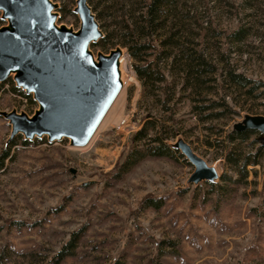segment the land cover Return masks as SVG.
<instances>
[{"label": "rangeland", "instance_id": "obj_1", "mask_svg": "<svg viewBox=\"0 0 264 264\" xmlns=\"http://www.w3.org/2000/svg\"><path fill=\"white\" fill-rule=\"evenodd\" d=\"M76 1L51 0L58 5L53 11L58 25L79 29ZM142 1L87 0L100 29L112 33L105 48L93 43L90 50L97 57L119 46L126 58L124 91L87 145L73 146L66 137L50 142L47 135L26 139L17 134L8 141L12 126L1 112L32 116L39 105L13 76L0 84V153L5 148L10 152L0 168V264L47 262L74 233V247L58 264H146L153 256L161 264H264V207L258 215L264 166H249L259 171L257 177L250 173L249 182H222L225 158L216 143H206L207 131L189 107L181 116L182 127L190 132L168 141L172 152L147 156L123 176L114 174L153 107L136 72L138 60L120 29V15L125 12L132 21ZM178 2L184 14L195 9L201 14L203 44L213 61L257 85L249 94H235L246 95L237 97L245 108H235L237 114L227 122L213 125L223 122L229 132L246 114L264 115V0ZM7 24L0 12V27ZM186 24L197 32L195 21ZM235 31H241V39L232 36ZM180 138L217 169L216 180L188 182L195 167L174 147Z\"/></svg>", "mask_w": 264, "mask_h": 264}, {"label": "trees", "instance_id": "obj_2", "mask_svg": "<svg viewBox=\"0 0 264 264\" xmlns=\"http://www.w3.org/2000/svg\"><path fill=\"white\" fill-rule=\"evenodd\" d=\"M182 5L178 0H143L134 10L132 21L125 12L120 15L125 43L138 60L135 68L144 87V97L151 99L153 107L147 109L141 127L132 137V147L114 174L123 176L147 156L172 152L168 141L181 133L188 134L191 129L182 127L181 110L186 106L196 123L203 124L207 131L206 143L209 146L216 143L225 158L227 169L220 175L221 181L249 182L250 173L257 177L259 172L249 166H264V134L250 128L225 132L223 122L237 114L235 108H245L237 97L246 95L235 94H249L257 85L251 77L231 66L222 69L213 61L203 44L205 28L201 14L198 9L184 14ZM186 20L195 21L197 32L187 28ZM111 34L104 33L95 45L105 48ZM232 36L241 39V31H235ZM228 89L231 91L227 92ZM221 120L224 121L213 125ZM9 156L8 148L1 151L0 168ZM262 187L258 215L264 207V178ZM146 200L152 205L158 201L154 197ZM76 237L74 233L49 261L41 264H58L71 252ZM146 264L161 263L153 256Z\"/></svg>", "mask_w": 264, "mask_h": 264}, {"label": "water", "instance_id": "obj_3", "mask_svg": "<svg viewBox=\"0 0 264 264\" xmlns=\"http://www.w3.org/2000/svg\"><path fill=\"white\" fill-rule=\"evenodd\" d=\"M76 3L78 30L57 24L53 11L58 5L51 0H0L2 19L8 22L0 27V84L13 76L16 86L39 105L32 116L1 112L12 126L8 141L17 134L26 139L47 135L50 142L66 137L73 146H85L123 88L122 49L95 57L90 47L104 33L87 0ZM248 128L264 134V115L246 114L233 125L235 130ZM174 147L195 167L189 183L219 177L184 139Z\"/></svg>", "mask_w": 264, "mask_h": 264}, {"label": "bare ground", "instance_id": "obj_4", "mask_svg": "<svg viewBox=\"0 0 264 264\" xmlns=\"http://www.w3.org/2000/svg\"><path fill=\"white\" fill-rule=\"evenodd\" d=\"M124 66H126V58L125 57H123V54H122V56L120 57V59H119V68H120V70L121 71H123V67ZM125 71V70H124ZM122 92L124 91V90H121ZM121 95V94H120ZM122 97V96H121ZM90 142V141H89Z\"/></svg>", "mask_w": 264, "mask_h": 264}]
</instances>
